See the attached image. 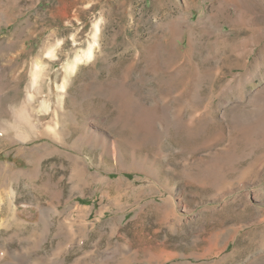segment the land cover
Returning <instances> with one entry per match:
<instances>
[{
    "label": "rangeland",
    "instance_id": "obj_1",
    "mask_svg": "<svg viewBox=\"0 0 264 264\" xmlns=\"http://www.w3.org/2000/svg\"><path fill=\"white\" fill-rule=\"evenodd\" d=\"M0 264H264V0H0Z\"/></svg>",
    "mask_w": 264,
    "mask_h": 264
},
{
    "label": "bare ground",
    "instance_id": "obj_2",
    "mask_svg": "<svg viewBox=\"0 0 264 264\" xmlns=\"http://www.w3.org/2000/svg\"><path fill=\"white\" fill-rule=\"evenodd\" d=\"M87 53V52H86ZM86 57L88 58V60L89 59H92V57H93V49H90L89 51H88V53H87V55H86ZM78 59H77V62H76V64L78 63V62H80L81 60H82V58L80 57H77ZM74 67V66H73Z\"/></svg>",
    "mask_w": 264,
    "mask_h": 264
}]
</instances>
